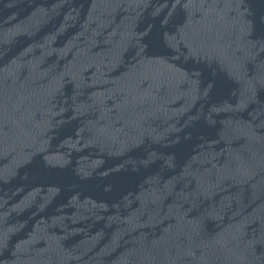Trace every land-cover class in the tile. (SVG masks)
<instances>
[{
	"label": "water",
	"instance_id": "obj_1",
	"mask_svg": "<svg viewBox=\"0 0 264 264\" xmlns=\"http://www.w3.org/2000/svg\"><path fill=\"white\" fill-rule=\"evenodd\" d=\"M0 264H264V0H0Z\"/></svg>",
	"mask_w": 264,
	"mask_h": 264
}]
</instances>
